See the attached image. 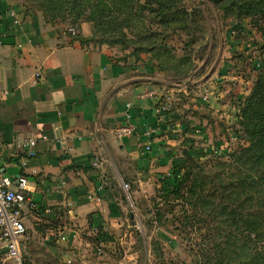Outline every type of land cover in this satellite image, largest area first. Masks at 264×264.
I'll return each instance as SVG.
<instances>
[{"label": "rangeland", "instance_id": "rangeland-1", "mask_svg": "<svg viewBox=\"0 0 264 264\" xmlns=\"http://www.w3.org/2000/svg\"><path fill=\"white\" fill-rule=\"evenodd\" d=\"M46 1L33 0L42 12ZM95 3L84 0L83 14L67 11L55 23L75 26L85 44L148 67L143 74L158 89V133L166 120L170 135L153 166L120 178L130 190L112 186L104 210L84 224L78 221L79 231L67 239L59 238L58 227L48 236L47 228L36 232L27 226L23 264H235V224L220 221L214 207L234 183L230 153L247 143L237 116L264 64V33L252 16H238L235 0H169L167 19L159 13V0H130L123 6L103 0L107 11L99 20L93 17ZM188 15L194 24L181 27ZM185 172L197 199L208 195L209 204L164 196L177 186L175 173ZM252 211L264 221L257 209ZM263 223L260 234L252 235L248 247L253 250L264 245ZM227 235L231 241L224 243ZM218 243L224 247L217 248Z\"/></svg>", "mask_w": 264, "mask_h": 264}, {"label": "crops", "instance_id": "crops-1", "mask_svg": "<svg viewBox=\"0 0 264 264\" xmlns=\"http://www.w3.org/2000/svg\"><path fill=\"white\" fill-rule=\"evenodd\" d=\"M0 30V90H8L0 102V168L28 178L37 207L25 210L26 226L47 228L48 236L58 227L68 237L78 221L104 210L120 178L142 173L165 150L170 123L158 133L157 83L134 57L120 59L49 22L33 0H0ZM127 110L137 130L121 137L116 128ZM27 137L38 139L33 157L18 146Z\"/></svg>", "mask_w": 264, "mask_h": 264}, {"label": "trees", "instance_id": "trees-1", "mask_svg": "<svg viewBox=\"0 0 264 264\" xmlns=\"http://www.w3.org/2000/svg\"><path fill=\"white\" fill-rule=\"evenodd\" d=\"M118 1L123 6L125 1L129 3L130 0ZM213 1L219 3L225 0ZM83 2L84 0H77L69 5L66 0H47L43 12L49 22L55 23L58 15L65 17L67 11L77 10L79 14H83V9H85V6H82ZM103 4V0H96V8L93 12L94 19H101L102 14L107 11V6ZM159 4V13L162 18H169L167 11L170 9L169 0H159ZM234 4L237 7L238 16H252L255 25L264 33V0H235ZM49 12L53 15H49ZM190 16L188 15L180 23L181 27L194 24L190 21ZM75 36L78 37L77 34ZM80 41L84 43V41ZM237 124L247 143H240L230 153L231 167L235 169L234 183L224 189V201L219 202L214 208L221 216L220 221L229 225L235 224L233 240L235 241V255L239 256L238 258L235 257V264H264V245L256 247L254 250L248 247L253 241V233L257 231L260 234L264 222L261 217H252L254 208L257 209V213L264 215V64L256 76L251 92L245 96L241 104ZM187 155L188 159L195 163L194 157L188 153ZM175 175L177 177L173 180L177 186L171 193H166L164 196H179L186 204L191 202V204L196 205L198 200L204 204H209L208 195L200 196L197 199L196 188H193L195 183L187 185L189 175L186 172L182 177H179L177 173ZM169 199L167 198V200ZM231 237V235H227L224 243H229ZM240 243L243 244L240 245ZM219 247L223 248L224 246L218 243L217 248Z\"/></svg>", "mask_w": 264, "mask_h": 264}, {"label": "built area", "instance_id": "built-area-1", "mask_svg": "<svg viewBox=\"0 0 264 264\" xmlns=\"http://www.w3.org/2000/svg\"><path fill=\"white\" fill-rule=\"evenodd\" d=\"M11 14L16 15L15 11H11ZM15 23L19 22L18 17L14 19ZM71 34L77 33L75 26L67 27ZM5 32L0 30V43L3 41ZM8 94V90H0V102ZM130 104H128V107ZM160 109V108H159ZM137 130L136 124L132 121V115L129 110L126 111L124 121L117 126L116 132L119 136L133 135ZM156 130L154 128L147 129V134L152 135ZM42 139L46 138V135L41 136ZM64 147L67 146L64 139H59ZM38 139L35 137H27L19 141L18 146L26 149L28 156L33 157L36 155V145ZM150 146H148L149 148ZM68 150L72 147L67 146ZM93 165L100 166L101 157L95 156L92 161ZM24 165L26 162L23 163ZM103 186V185H101ZM122 189L124 191L130 190V184L127 181L122 182ZM37 204L28 188V178L24 174H20L13 178L0 168V252L3 258L0 260V264H9L8 261H13V264H23L22 261V247L21 242L25 236L27 226L25 224V210L36 209ZM59 238L65 240L67 235L61 233Z\"/></svg>", "mask_w": 264, "mask_h": 264}]
</instances>
